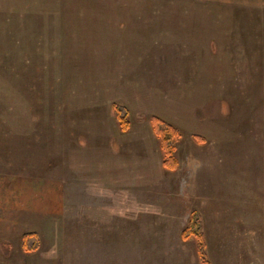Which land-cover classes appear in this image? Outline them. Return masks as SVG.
<instances>
[{"label": "rangeland", "instance_id": "obj_1", "mask_svg": "<svg viewBox=\"0 0 264 264\" xmlns=\"http://www.w3.org/2000/svg\"><path fill=\"white\" fill-rule=\"evenodd\" d=\"M193 212L264 264V0H0V264H201Z\"/></svg>", "mask_w": 264, "mask_h": 264}, {"label": "trees", "instance_id": "obj_2", "mask_svg": "<svg viewBox=\"0 0 264 264\" xmlns=\"http://www.w3.org/2000/svg\"><path fill=\"white\" fill-rule=\"evenodd\" d=\"M112 106L119 128L122 131H128L131 127L130 109L125 104L119 102H114ZM151 123L159 139L161 150L163 151V165L166 168L176 167L178 163L175 156L177 147L176 141L182 136L181 130L170 121L158 115L151 116ZM200 227V216L198 213L193 212L188 225L182 231V237L187 239L191 236H195L197 241V253L201 264H212L207 251L205 234ZM21 246L25 252L37 250L40 246L39 233L37 231H27L23 233L21 237Z\"/></svg>", "mask_w": 264, "mask_h": 264}]
</instances>
